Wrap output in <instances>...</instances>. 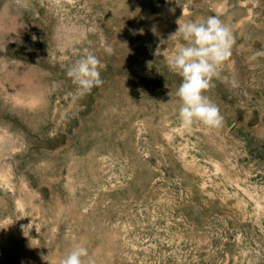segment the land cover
Wrapping results in <instances>:
<instances>
[{"label":"rangeland","instance_id":"374dc122","mask_svg":"<svg viewBox=\"0 0 264 264\" xmlns=\"http://www.w3.org/2000/svg\"><path fill=\"white\" fill-rule=\"evenodd\" d=\"M210 15L235 36L206 93L224 123L185 130L167 59ZM86 50L103 84L79 96ZM256 51L264 0H0V264H264Z\"/></svg>","mask_w":264,"mask_h":264},{"label":"clouds","instance_id":"9594fccd","mask_svg":"<svg viewBox=\"0 0 264 264\" xmlns=\"http://www.w3.org/2000/svg\"><path fill=\"white\" fill-rule=\"evenodd\" d=\"M174 12V9H170ZM179 34L184 43L176 46L168 57L170 71L181 78L176 91L180 99L178 117L185 130L200 124L209 129L223 126L224 117L216 103L206 94L213 86V80L220 77L222 66L232 56L235 36L232 28L219 15H210L199 20L177 21ZM172 35V36H173ZM36 39L35 36L32 37ZM159 53V47L156 55ZM264 56V51H256L251 59ZM101 61L90 51L68 67L66 75L77 87V94L83 96L94 87L103 84ZM59 264H95L89 250L77 245L68 251Z\"/></svg>","mask_w":264,"mask_h":264}]
</instances>
